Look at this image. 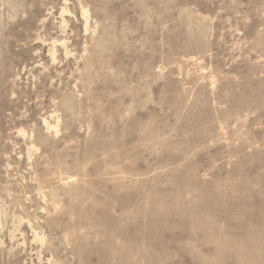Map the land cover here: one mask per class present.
<instances>
[{"label":"rangeland","instance_id":"obj_1","mask_svg":"<svg viewBox=\"0 0 264 264\" xmlns=\"http://www.w3.org/2000/svg\"><path fill=\"white\" fill-rule=\"evenodd\" d=\"M0 264H264V0H0Z\"/></svg>","mask_w":264,"mask_h":264}]
</instances>
